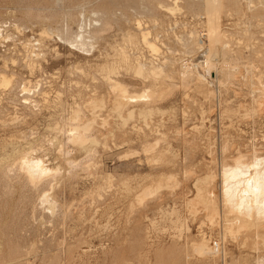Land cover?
<instances>
[{
  "label": "rangeland",
  "instance_id": "1",
  "mask_svg": "<svg viewBox=\"0 0 264 264\" xmlns=\"http://www.w3.org/2000/svg\"><path fill=\"white\" fill-rule=\"evenodd\" d=\"M205 2L0 0V264H264L221 190L264 158V0Z\"/></svg>",
  "mask_w": 264,
  "mask_h": 264
},
{
  "label": "bare ground",
  "instance_id": "2",
  "mask_svg": "<svg viewBox=\"0 0 264 264\" xmlns=\"http://www.w3.org/2000/svg\"><path fill=\"white\" fill-rule=\"evenodd\" d=\"M218 3L219 0H206L205 8L207 11L213 10L217 7ZM169 10L172 11L173 9L170 8ZM140 36L142 38V43L147 45L150 52L153 53L156 52V47L153 44H150L147 40V32L141 33ZM73 43L80 48L84 47L85 42L81 31L78 35H76L75 39L73 40ZM216 46H217L216 44L210 45V50H208V54L205 55L206 56V59L204 60L205 67L209 66V64L212 62L213 55L216 51ZM138 66H139L138 73H140L144 68L141 65V63ZM182 72L183 71H181V74ZM185 72L186 71H184V74ZM153 73L150 74L152 75ZM153 76L156 75L153 74ZM107 78L110 80V87L117 92L114 100L115 109H121L124 104L134 103L139 100H143L145 98L147 99L149 97L148 96L149 90L145 91L146 94L144 96L137 97L138 99L129 96L126 94L125 87L120 85L117 81H112L110 79V76H107ZM22 90L24 91L25 89L23 88ZM85 128L86 127H83V130H85ZM79 134L77 132V135L72 137L76 140H81L82 134L80 135ZM72 135H74V133ZM22 161L23 163L22 162L21 163L23 165L21 164V169L23 168L22 166H24L26 170L25 169L23 170L27 172V175H29L31 179L35 178L36 175H38L39 177V175H44L49 171V169L43 166L42 161L38 158H24L22 159ZM234 162H233L234 164L231 166L222 167L223 169L221 172V182H222L221 190H222V197L225 203L224 205H226L227 209L229 210V212L233 214L234 219L238 221V223L240 222L242 224L246 222L248 218L251 217H255L256 220L258 219L264 220V158H254L253 163L248 165L247 163L242 164L243 163L242 160L240 162L238 159ZM240 223H239V227L241 225ZM204 246L200 245L196 247L197 251L203 254L204 251L206 250L205 252L207 253L208 250L207 249L204 250ZM212 249L214 251H217L218 245L214 244ZM211 253L212 252H210V254ZM204 255L207 254L204 253Z\"/></svg>",
  "mask_w": 264,
  "mask_h": 264
}]
</instances>
